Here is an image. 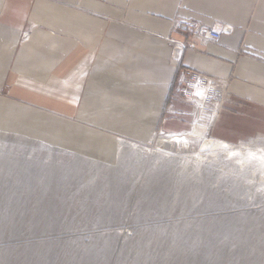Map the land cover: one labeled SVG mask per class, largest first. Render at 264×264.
Returning <instances> with one entry per match:
<instances>
[{"label": "rangeland", "instance_id": "obj_1", "mask_svg": "<svg viewBox=\"0 0 264 264\" xmlns=\"http://www.w3.org/2000/svg\"><path fill=\"white\" fill-rule=\"evenodd\" d=\"M35 26L26 23L19 44ZM206 77L212 81L177 100L187 107L186 127L162 126L177 113L168 92L160 124L146 139L96 128L99 141L75 147L49 132L0 127V264H264V163L244 153L260 148L264 133L226 129L217 137L222 107L242 104L231 97L229 80ZM12 87L5 83L0 94ZM197 117L209 126L207 138L243 156L199 159L196 145H158L190 132Z\"/></svg>", "mask_w": 264, "mask_h": 264}, {"label": "crops", "instance_id": "obj_2", "mask_svg": "<svg viewBox=\"0 0 264 264\" xmlns=\"http://www.w3.org/2000/svg\"><path fill=\"white\" fill-rule=\"evenodd\" d=\"M180 18L234 26L182 55L184 68L229 80L242 104L222 107L215 135L264 133V0H0V90L13 85L0 94V127L49 132L75 147L99 141L96 128L151 137L174 79L165 38ZM27 22L36 26L19 44ZM173 108L162 126L186 127V105Z\"/></svg>", "mask_w": 264, "mask_h": 264}, {"label": "built area", "instance_id": "obj_3", "mask_svg": "<svg viewBox=\"0 0 264 264\" xmlns=\"http://www.w3.org/2000/svg\"><path fill=\"white\" fill-rule=\"evenodd\" d=\"M175 28L174 33L181 35V38L166 37V41L172 46L170 61L173 64L175 61V72L180 73L178 80L173 89H169L168 98L171 103L181 99V96H186L191 90V87H195L197 84H202V81L211 82L207 77L201 73L186 69L182 66L180 61L181 56L187 49H194L197 45H206L207 43H219L220 37L223 35H229L234 31V26L231 24L218 23L217 21H211L209 23H195L187 19L180 18L176 23L172 24V28ZM178 50L181 51L179 57L175 58V54L178 56ZM181 64L183 69L178 66ZM180 69V71H178ZM174 80V79H173ZM218 81V80H217ZM223 82V81H221Z\"/></svg>", "mask_w": 264, "mask_h": 264}, {"label": "bare ground", "instance_id": "obj_4", "mask_svg": "<svg viewBox=\"0 0 264 264\" xmlns=\"http://www.w3.org/2000/svg\"><path fill=\"white\" fill-rule=\"evenodd\" d=\"M171 29H172V25H171ZM178 51H179L178 56L176 55V57H179V55L181 54V51L180 50ZM201 88H204V90H206V88L208 89V87H201ZM208 127L209 126L207 124L202 123L199 120V117H197L194 123V126L190 132L188 131V133L185 132V133H180V134L172 133L169 136L159 138L158 145L163 146V147L178 146L177 148L183 147L187 149H189L192 145H196L198 147V148L196 147L198 150L195 148L197 150L196 153L198 154L196 155L199 159L200 158L202 159L203 157H205L204 155L207 153L212 154V155H218V154L223 155L224 154L226 158L232 157L236 154H239V155L242 154L241 156H243V152L242 153L238 152L239 150H237L236 146H232V145L230 146L229 143L227 144L226 142L215 140L214 138L213 139L207 138L206 133L208 131ZM123 146L125 147L126 145H123ZM258 147L260 148L246 149L244 153L248 155L247 157L253 156L264 163V142L260 141ZM125 148H128V147L126 146Z\"/></svg>", "mask_w": 264, "mask_h": 264}]
</instances>
